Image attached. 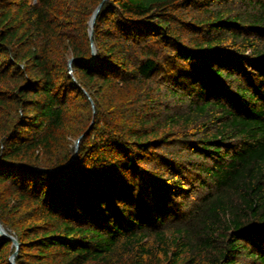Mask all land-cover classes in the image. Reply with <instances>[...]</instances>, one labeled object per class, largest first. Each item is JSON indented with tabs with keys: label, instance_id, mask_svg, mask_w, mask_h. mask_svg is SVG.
Listing matches in <instances>:
<instances>
[{
	"label": "trees",
	"instance_id": "trees-1",
	"mask_svg": "<svg viewBox=\"0 0 264 264\" xmlns=\"http://www.w3.org/2000/svg\"><path fill=\"white\" fill-rule=\"evenodd\" d=\"M101 1L0 0L16 263L264 264V0Z\"/></svg>",
	"mask_w": 264,
	"mask_h": 264
},
{
	"label": "water",
	"instance_id": "water-1",
	"mask_svg": "<svg viewBox=\"0 0 264 264\" xmlns=\"http://www.w3.org/2000/svg\"><path fill=\"white\" fill-rule=\"evenodd\" d=\"M106 1L107 0H102L96 6V8L94 9V11H93V13H92V15H91V17L89 19V38H90L91 46H92V56H91L90 59L87 60L89 62H92L95 59V56H96V51L97 50H96V46L94 44L93 29H94V26H95V23H96L97 16L100 14V12H101L104 4L106 3ZM72 62H73V59H70L69 63H68V69H69V73L70 74H72V70H73ZM91 102H92V105H94L92 100H91ZM92 124H93V121L91 122L89 127L86 129V131L83 132L81 135H79L74 140L73 152H72V154H71V156H70V158L68 159L67 162H65L64 164H62L61 166L56 167V168H39V170L43 171V172H55V171H57V170H59V169H61L63 167H66V166L70 165L71 163H73L76 160L77 156H78L80 143L83 140V138L85 137V135L90 131ZM0 236L8 238V239H10L12 241V246L15 247V252L10 256L9 261H10L11 264H17L16 263V257H17V254H18L20 243L17 240V238H15L12 234L7 232V230L4 228V226L1 224V222H0Z\"/></svg>",
	"mask_w": 264,
	"mask_h": 264
},
{
	"label": "rangeland",
	"instance_id": "rangeland-1",
	"mask_svg": "<svg viewBox=\"0 0 264 264\" xmlns=\"http://www.w3.org/2000/svg\"><path fill=\"white\" fill-rule=\"evenodd\" d=\"M89 100H90V102H91V98H89ZM93 101V100H92ZM93 104H94V101H93ZM91 106L94 108V105H92V102H91ZM88 110V109H87ZM74 139L75 138H71V144H73L74 143ZM1 222V221H0ZM1 224L4 226V228L7 230V232L8 233H10V234H12L15 238H17V235L14 233V231L9 227V226H6V225H4L2 222H1ZM17 240H18V238H17ZM14 247V246H13ZM19 251V250H18ZM15 252V247L13 248V250H12V252H11V255L13 254ZM10 255V256H11ZM18 255V254H17ZM17 258V257H16Z\"/></svg>",
	"mask_w": 264,
	"mask_h": 264
}]
</instances>
